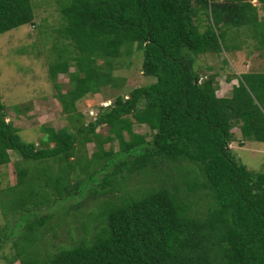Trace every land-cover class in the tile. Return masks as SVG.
Listing matches in <instances>:
<instances>
[{"label": "trees", "instance_id": "16d2710c", "mask_svg": "<svg viewBox=\"0 0 264 264\" xmlns=\"http://www.w3.org/2000/svg\"><path fill=\"white\" fill-rule=\"evenodd\" d=\"M253 1L264 8V0L59 1L65 25L58 33L72 40L75 50L68 44L57 49L51 75L56 77L62 65L69 69L71 62L76 67L70 91L62 93L56 84L62 102L74 106L102 87L118 85L119 59L134 50L143 53V73L155 81L119 95L89 126L74 132L45 128L53 146L40 149L6 120L0 99V166L12 162L10 152L25 163H65L68 196L81 192L87 175H96L97 183L86 200L122 193L121 203L108 199L96 234L81 224L84 236L71 238L73 244L63 247L72 248L51 261L37 263L26 249L13 259L22 264H264V171H250L231 147L236 127L242 145L247 139L264 143V73L240 75L231 95L220 97L218 75L203 77L198 68L200 56L238 48L229 45L232 27L252 28L264 47V19ZM39 7L34 0H0V35L34 24ZM201 11L208 21L204 30L197 22ZM136 124L147 125L151 139L135 134ZM100 127L113 136L98 133ZM91 135L98 151L90 160L71 162L77 144ZM115 139L120 150H106L103 143ZM78 171L85 177L73 183ZM135 175L144 187L129 191ZM20 176L22 185L33 174L20 166ZM75 209L77 218L80 207ZM36 219L26 229L34 233L26 237L29 243L52 218Z\"/></svg>", "mask_w": 264, "mask_h": 264}, {"label": "rangeland", "instance_id": "374dc122", "mask_svg": "<svg viewBox=\"0 0 264 264\" xmlns=\"http://www.w3.org/2000/svg\"><path fill=\"white\" fill-rule=\"evenodd\" d=\"M34 1L40 6L35 11L34 24L0 35V99L6 107V120L20 130L24 141L33 143L40 149L53 146L49 143L45 128H53L55 131L68 128L74 132L83 125L89 126L96 121L102 108L111 105L119 95H129L135 88L151 84L155 79L144 75V55L134 50L131 55L119 59L120 65L115 71L118 85L102 87L99 93L87 95L74 106L69 105L70 102H62L56 84H60L62 93L70 91L73 87L71 74L76 71L73 62L68 65L69 69L62 65L56 77H53L50 71V66L58 60V48L68 44L71 50H75L72 40L58 33V29L65 25L60 6L63 0ZM253 3L258 6L261 19H264V8L257 1ZM200 16L201 19H197V22L204 30L208 23L207 16L202 11ZM251 29L246 26L229 28V45L231 48L238 46L237 49L219 54L209 53L198 58V68L203 77L218 75L220 97L231 95L240 75L249 72L264 73V47L252 35ZM67 56L72 57L74 53ZM97 132L106 137L113 136L107 127H100ZM134 133L146 134L151 139L147 125L136 124ZM234 133L237 137L231 147L238 158L250 171L263 172L264 143L247 139L242 145L243 138L238 135L240 129L234 128ZM125 137L127 141L130 140L127 131ZM92 138L93 135L77 144L76 155L70 159L71 162L80 157L89 160L92 158L98 151ZM103 145L106 150H120L118 139L106 141ZM10 154L12 162L0 166V264L10 263L11 259L17 257L18 251L23 249H26L25 254L30 253L37 263L51 261L57 252L72 248L63 247L73 244L71 238L78 240L84 236L85 230L80 229L81 224L92 232V235L100 230L102 222H105L102 215L106 211V203L112 202L108 199L121 203L117 196L122 193L86 200L88 194L96 192V175H87L88 181H82L81 192L68 196L70 184L69 173L64 170L65 163L52 165L49 162L51 166L46 160L25 163L20 154ZM18 164L21 165L18 167ZM20 166L29 167L30 173L33 174L22 185L19 184ZM84 177L80 175V171L73 172L71 181L74 183L78 178ZM141 180L140 176L135 175L127 189L131 191L137 186L144 187ZM78 207L80 212L76 218L74 210ZM72 208L74 209L71 214L61 213ZM44 215L52 219L41 231L42 235L41 232L38 233L39 236L35 237L33 243H29L26 237H34V233H29L26 229L32 221H37L36 218ZM69 222L71 225H67ZM71 228L73 236L68 232ZM13 260L14 264H22L21 260Z\"/></svg>", "mask_w": 264, "mask_h": 264}, {"label": "clouds", "instance_id": "9594fccd", "mask_svg": "<svg viewBox=\"0 0 264 264\" xmlns=\"http://www.w3.org/2000/svg\"><path fill=\"white\" fill-rule=\"evenodd\" d=\"M109 106V105H108Z\"/></svg>", "mask_w": 264, "mask_h": 264}]
</instances>
